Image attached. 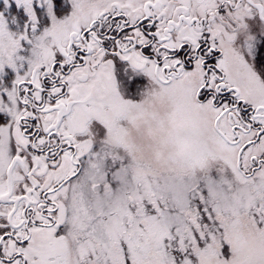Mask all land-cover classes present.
Instances as JSON below:
<instances>
[{
	"label": "snow or ice",
	"instance_id": "snow-or-ice-1",
	"mask_svg": "<svg viewBox=\"0 0 264 264\" xmlns=\"http://www.w3.org/2000/svg\"><path fill=\"white\" fill-rule=\"evenodd\" d=\"M0 264H264V0H0Z\"/></svg>",
	"mask_w": 264,
	"mask_h": 264
}]
</instances>
